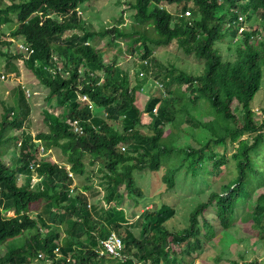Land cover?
<instances>
[{"label":"trees","instance_id":"obj_1","mask_svg":"<svg viewBox=\"0 0 264 264\" xmlns=\"http://www.w3.org/2000/svg\"><path fill=\"white\" fill-rule=\"evenodd\" d=\"M86 1L11 0L4 4L0 0V26L6 25L12 36H23L29 43L34 52L26 65L49 89L48 100L55 99L64 107L61 115L45 110L49 130L34 136L29 130L33 108L25 86L15 85L11 100L3 101L0 244L7 246L0 252V264H30L35 259L45 264H101L106 260L113 264H194L195 255L204 250L203 242L218 238L214 222L206 217L211 207L223 231L234 233L238 240L258 236H243L238 225L246 223L264 237V164L254 158L264 147V119L257 120L252 104L263 79L264 0H127L124 10H134L131 27L122 9L114 24L99 33L87 28L78 9ZM172 7H177L175 12ZM256 17L262 20L254 22ZM0 33V54L7 61L4 68H17L24 53L10 50L13 42L4 38V27ZM94 35L108 37L109 47L118 48L110 61L90 41ZM230 37L236 46L233 59L225 58L218 44ZM175 41L186 54L205 63L201 73L165 64L156 55V48ZM124 50L136 56L135 81L130 68L118 62ZM151 79L165 91L161 97L152 96L142 109L141 90ZM81 95L89 100H82ZM90 101L103 115L90 108ZM204 102L217 114L208 121H201L208 116L199 109ZM144 113L151 117L148 123ZM68 120H77L82 131H76ZM183 120L194 131L205 128L215 135L196 149L202 151L198 164L210 145L238 143L231 157L238 161L239 181L212 192L181 230L166 228L177 213L168 204L145 208L130 221L122 190L125 187L137 198L144 195L134 172L160 170L162 153L167 151L162 147L165 127L171 123L179 128ZM9 130L21 134L7 135ZM41 146L44 152L61 149L70 167L45 157ZM11 147L17 155L9 163L5 155ZM221 155L209 156L217 158L214 165L218 168L228 156ZM81 176L87 183L75 185ZM163 181L168 189L174 188V176L166 175ZM241 204L248 210L238 216ZM11 210L14 216L6 214ZM135 227L140 228L138 235ZM112 233L123 239L122 257L103 250L102 241ZM203 259L199 260L207 262Z\"/></svg>","mask_w":264,"mask_h":264},{"label":"rangeland","instance_id":"obj_2","mask_svg":"<svg viewBox=\"0 0 264 264\" xmlns=\"http://www.w3.org/2000/svg\"><path fill=\"white\" fill-rule=\"evenodd\" d=\"M127 0H88L80 5L78 8L83 14V18L86 22L89 30L97 31L98 33L103 31L104 28L114 24L117 18L122 14L125 17V22L128 23L127 27H131L133 21L132 15L134 10H124V4ZM4 4H8L11 0H3ZM3 4V5H4ZM174 12L177 7L171 8ZM53 15V13L51 14ZM255 18V16H254ZM253 18V19H254ZM254 22L259 23L260 18L256 17ZM250 22L246 23L249 26ZM122 26H125L122 24ZM4 27L5 35L7 40L12 39L9 34L10 30L6 25ZM126 27V26H125ZM81 33L79 30H75ZM239 29V34L241 33ZM72 31L70 32V34ZM1 37L2 34L0 33ZM264 35V33H263ZM95 36V35H94ZM18 42H22L23 37L18 36ZM231 38V39H230ZM227 38L219 44L225 58L233 59L236 55V46L232 41V37ZM12 41V40H11ZM90 41L101 51L106 62L110 61L111 58L119 52L117 47H109L108 37L95 36ZM123 48L126 47L124 42H121ZM217 44V45H218ZM15 52L16 46L10 47ZM156 55L165 64H175L178 68L192 72L194 74L201 73L204 70L205 63L197 58L194 54H186L179 46L178 42H173L167 47L156 48ZM5 57L0 54V72L7 73L6 79H3L0 83V121L4 113L3 101L11 100V90L15 85L21 83L25 86L28 98L32 104V125L30 132L35 136L39 132L48 131L49 126L45 122V110H49L55 115L63 113L64 107L56 104L55 99L48 100L49 89L40 83L39 79L34 74L33 70L28 67L24 60H17L18 66L14 69L10 67L4 68L6 65ZM118 62L125 68H130L132 79L135 81L136 76V63L137 59L135 55L128 53L126 50L118 58ZM17 70L21 72L20 76H17ZM13 71H15L13 73ZM104 74L103 71L98 72ZM143 77L142 74L140 76ZM165 89L156 81L151 79L145 83L141 90L139 97V105L142 109L145 108V104L152 96H163ZM253 108L257 115V120L264 119L262 114L264 109V67H263V79L261 89L255 95L253 99ZM199 109H202L207 113L208 116L201 117V121H208L214 118L216 114L215 109L204 102L201 104ZM94 111L100 115H103V110L99 107H95ZM156 112V111H155ZM239 115L241 112L238 111ZM145 121L148 123L151 117L148 113H144ZM217 115V114H216ZM190 122L187 120L181 121L179 128H174L171 123H168L165 127L167 134L162 139V147L166 148L167 151L162 153V167L158 171H152L149 168L144 170H136L134 177L137 185L143 190L144 195L141 198H137L133 194H130L124 187L122 190L125 195L124 208L127 212V217L130 221H134L137 218V214L141 210L156 206L161 208L162 205L168 204L176 208L177 213L174 217L166 222V228L170 231H178L190 224V217L196 206L205 202L209 199L210 195L214 191H223L226 184H232L239 181L241 174L238 161L233 159L231 154L233 153L237 144L230 143H215L210 145L204 152L205 158L202 163L198 164L196 161L201 156L202 151H197L199 147L204 145L211 137L213 138L212 132L208 129L201 128L194 131L190 127ZM239 124H241L239 122ZM148 130V129H146ZM171 131V132H170ZM152 132V131H151ZM21 134L20 130L8 131L7 135ZM248 137V136H245ZM230 140L231 138L228 137ZM223 153H227L226 164L220 165L219 168L214 165L215 160L221 157ZM217 155V158L211 160L209 156ZM17 155V151L12 147L9 148V152L5 155V158L12 163V158ZM43 155L47 158L59 162L60 164H66V158L62 153L61 149L53 147L43 152ZM209 158V159H208ZM259 163L264 164V147L261 149L258 155H255ZM206 162V163H205ZM98 164L96 165L97 169ZM68 167H70L68 165ZM261 168V166H259ZM258 170V169H257ZM166 175L174 176L175 186L172 189H168L167 184L163 181V177ZM34 181H39L37 176H34ZM98 182V179L95 178ZM86 178L84 176L76 177L75 185L85 184ZM264 190V189H262ZM36 208V207H33ZM248 210L246 204H241L237 209V215L241 216ZM8 216H14L15 211L11 210L6 212ZM36 216V214H33ZM236 215V217H237ZM206 217L214 222V226L217 228V236L213 242H203V251H199L198 255H195L194 264H243L250 261H259V264H264V237L260 235L259 230H256L253 225L246 223V225L239 224L238 226L245 232L244 237L248 234L256 236L254 239L245 238L238 240L234 233L223 231L222 226L216 216L214 207L209 208ZM244 226V227H243ZM140 228L135 227L134 232L138 235ZM6 243L0 244V252L3 253L6 250ZM179 249V248H177ZM204 257L203 260L207 262L203 263L199 259ZM221 257L218 261L217 259ZM216 258V260H215ZM237 261V262H236ZM51 263L50 261L48 262ZM30 264H45L42 260L35 259ZM101 264H113L112 260H106Z\"/></svg>","mask_w":264,"mask_h":264},{"label":"built area","instance_id":"obj_3","mask_svg":"<svg viewBox=\"0 0 264 264\" xmlns=\"http://www.w3.org/2000/svg\"><path fill=\"white\" fill-rule=\"evenodd\" d=\"M190 12L187 11V14H189ZM244 28L241 27V31ZM3 78L5 76H2ZM82 100H89V98L87 97V95H81L80 96ZM90 108H94L95 104L93 102L90 101L89 104ZM69 124H71L72 126L75 127L76 131H82V127L80 126L79 122L77 120H68ZM41 151L44 152L45 148L43 146H41ZM123 239L118 236L116 233H112L111 235H109L108 238H106L105 240L102 241V245L104 246V251H108L109 253L116 255V256H121L122 253V249H123ZM123 256V255H122ZM121 256V257H122Z\"/></svg>","mask_w":264,"mask_h":264},{"label":"clouds","instance_id":"obj_4","mask_svg":"<svg viewBox=\"0 0 264 264\" xmlns=\"http://www.w3.org/2000/svg\"><path fill=\"white\" fill-rule=\"evenodd\" d=\"M9 36L12 38V39H10V40H8V41H11L12 40V42H13V44H15V46H16V51L15 52H13L11 49V51L13 52V53H15V54H17V52H19V53H24V55H23V57L22 58H20V60H24V63L26 64V59L27 58H30V56H31V54L34 52V50L33 49H30V45H29V43L28 42H26L25 41V38L23 37V39H22V42H18L17 40H18V38L16 39V37H18V36H16V37H14V36H12L11 35V32H10V34H9ZM5 39L7 38V36H5L4 37ZM7 40V39H6ZM13 44L11 45V46H13ZM10 46V47H11ZM55 60L57 61V60H59L58 58H57V56H55ZM2 76H5L4 75V73L1 75V77ZM2 79H6V76L3 78L2 77ZM92 102V101H91ZM94 103V102H93ZM95 104V103H94ZM95 107H97L96 106V104H95ZM95 107L93 108V109H95ZM92 109V108H91Z\"/></svg>","mask_w":264,"mask_h":264}]
</instances>
